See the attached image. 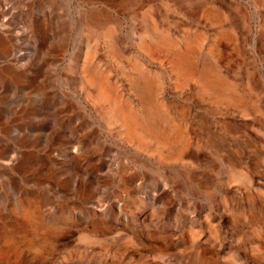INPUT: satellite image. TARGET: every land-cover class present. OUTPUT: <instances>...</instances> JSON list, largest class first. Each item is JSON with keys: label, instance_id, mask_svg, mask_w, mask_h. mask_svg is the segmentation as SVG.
I'll use <instances>...</instances> for the list:
<instances>
[{"label": "rangeland", "instance_id": "obj_1", "mask_svg": "<svg viewBox=\"0 0 264 264\" xmlns=\"http://www.w3.org/2000/svg\"><path fill=\"white\" fill-rule=\"evenodd\" d=\"M0 264H264V0H0Z\"/></svg>", "mask_w": 264, "mask_h": 264}, {"label": "bare ground", "instance_id": "obj_2", "mask_svg": "<svg viewBox=\"0 0 264 264\" xmlns=\"http://www.w3.org/2000/svg\"><path fill=\"white\" fill-rule=\"evenodd\" d=\"M151 21V20H150ZM154 27V26H153ZM201 38V37H200ZM113 50V49H112ZM150 52V51H149ZM90 54V53H89ZM183 54V53H182ZM182 54H178L177 56L179 57L178 58V67L181 68V69H184L187 67L186 64L188 63H185L184 61V58H183V55ZM91 55V54H90ZM86 63V62H85ZM84 64H82L83 66ZM201 70V69H200ZM185 71V70H184ZM89 72V71H88ZM93 73V72H92ZM89 76V75H88ZM95 77V75H94ZM91 78V77H90ZM88 82V81H87ZM207 82L208 83H212L211 85L213 86H217V84L207 78ZM90 84V83H89ZM117 88V87H116ZM146 89V88H145ZM153 90V89H151ZM140 93L143 94V99L145 100L146 98V95L144 94L145 91H144V87L143 88H140ZM151 95V94H150ZM150 95H148V98L147 99H150ZM98 98H100L101 100L105 101L109 100V103L112 107V110L114 111V113L117 115L119 113V109L117 107V103L115 101H111L109 96L106 94L105 91H100L99 95H98ZM153 100V98H152ZM148 101H151V100H148ZM154 102V101H153ZM152 103V102H151ZM163 111V110H162ZM160 113V112H159ZM150 115V114H149ZM156 117L157 119L159 114L156 113ZM119 120H121V122L124 123L126 129H127V133L129 136H137V137H144V138H149V139H153L155 140L156 142L160 143V144H167L170 142L171 140V133L170 131L165 127V128H160V126L156 125L157 123H155L156 121V118L153 117L154 121H149V123L146 121V120H143V119H140L141 117L133 114H123V115H119ZM165 117V116H164ZM164 120V119H162Z\"/></svg>", "mask_w": 264, "mask_h": 264}]
</instances>
